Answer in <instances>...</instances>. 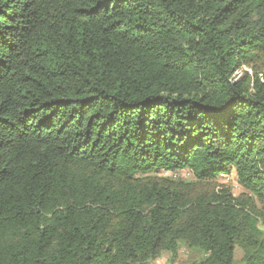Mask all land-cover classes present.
Returning <instances> with one entry per match:
<instances>
[{
    "label": "trees",
    "instance_id": "obj_1",
    "mask_svg": "<svg viewBox=\"0 0 264 264\" xmlns=\"http://www.w3.org/2000/svg\"><path fill=\"white\" fill-rule=\"evenodd\" d=\"M262 67L264 0H0V264H264Z\"/></svg>",
    "mask_w": 264,
    "mask_h": 264
},
{
    "label": "rangeland",
    "instance_id": "obj_2",
    "mask_svg": "<svg viewBox=\"0 0 264 264\" xmlns=\"http://www.w3.org/2000/svg\"><path fill=\"white\" fill-rule=\"evenodd\" d=\"M258 66V64H257ZM256 66V67H257ZM257 74L264 75V67L261 70L256 69L255 71ZM243 73H246L248 76H253L254 71L252 69L241 67L236 73V79H239L243 76ZM166 173V174H165ZM155 176L160 178H171L177 179L174 181H181L184 183L189 184L195 190H204L207 188H212L213 186L217 185H225L226 187L230 188V191L233 197H238L239 195L246 194L239 186L236 184V177L232 173L228 177H220L216 179L214 182L209 184H198L192 179L191 176L187 173V171H180L177 173H170V172H158ZM175 176V178H174ZM202 260V255L199 252L187 250L186 248L182 247L179 249V252L175 259L172 260L171 256L165 252L159 251L150 261L149 264H193L195 262H199Z\"/></svg>",
    "mask_w": 264,
    "mask_h": 264
},
{
    "label": "built area",
    "instance_id": "obj_3",
    "mask_svg": "<svg viewBox=\"0 0 264 264\" xmlns=\"http://www.w3.org/2000/svg\"><path fill=\"white\" fill-rule=\"evenodd\" d=\"M166 174V173H165ZM174 178H175V176H174Z\"/></svg>",
    "mask_w": 264,
    "mask_h": 264
}]
</instances>
